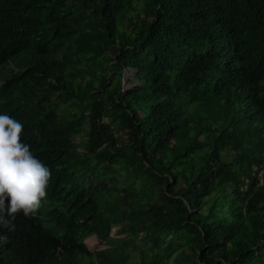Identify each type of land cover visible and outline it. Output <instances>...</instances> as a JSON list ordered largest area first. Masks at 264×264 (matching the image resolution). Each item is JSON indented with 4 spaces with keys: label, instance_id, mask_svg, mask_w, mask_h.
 Here are the masks:
<instances>
[{
    "label": "trees",
    "instance_id": "obj_1",
    "mask_svg": "<svg viewBox=\"0 0 264 264\" xmlns=\"http://www.w3.org/2000/svg\"><path fill=\"white\" fill-rule=\"evenodd\" d=\"M0 114L68 206L24 264H264V0H0Z\"/></svg>",
    "mask_w": 264,
    "mask_h": 264
},
{
    "label": "clouds",
    "instance_id": "obj_2",
    "mask_svg": "<svg viewBox=\"0 0 264 264\" xmlns=\"http://www.w3.org/2000/svg\"><path fill=\"white\" fill-rule=\"evenodd\" d=\"M23 130L19 120L0 114V228L8 230L0 238L4 242L0 264H24L26 257L38 254L47 263L60 254L72 232L63 223L68 206L62 185L50 163L38 159L34 147L22 142ZM94 238L101 242L94 231L85 235V247L91 249Z\"/></svg>",
    "mask_w": 264,
    "mask_h": 264
},
{
    "label": "rangeland",
    "instance_id": "obj_3",
    "mask_svg": "<svg viewBox=\"0 0 264 264\" xmlns=\"http://www.w3.org/2000/svg\"><path fill=\"white\" fill-rule=\"evenodd\" d=\"M131 74H132V73H130V72H128V71H127L126 74H125V82H126L125 85H126V87L129 86L128 78L131 77ZM88 239H89V238H88ZM88 239L86 240V242H88ZM89 245H90V248H91V249H94V248L100 246V245H101V242L99 241L98 238H94V239H92V240L90 241ZM102 246H103V245H102Z\"/></svg>",
    "mask_w": 264,
    "mask_h": 264
}]
</instances>
